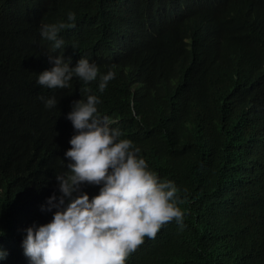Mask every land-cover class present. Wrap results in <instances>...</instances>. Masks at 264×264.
<instances>
[{
	"label": "trees",
	"instance_id": "16d2710c",
	"mask_svg": "<svg viewBox=\"0 0 264 264\" xmlns=\"http://www.w3.org/2000/svg\"><path fill=\"white\" fill-rule=\"evenodd\" d=\"M59 23L75 24L64 49L41 36ZM61 52L96 80L40 86ZM89 95L184 212L125 264H264V0H0V264H31L25 230L53 218L41 206L69 171L66 116ZM81 187L91 201L101 185Z\"/></svg>",
	"mask_w": 264,
	"mask_h": 264
},
{
	"label": "clouds",
	"instance_id": "9594fccd",
	"mask_svg": "<svg viewBox=\"0 0 264 264\" xmlns=\"http://www.w3.org/2000/svg\"><path fill=\"white\" fill-rule=\"evenodd\" d=\"M68 14V21H75ZM74 23L43 24L41 36L53 41L54 49H64L58 33ZM74 47V45H73ZM48 55L53 66L39 74L37 83L48 89H67L75 77L84 82L96 80L98 68L86 58L70 67L71 57ZM115 73L101 77L102 93ZM55 97L46 107L57 106ZM100 101L89 95L86 102L73 101L67 114L77 134L64 155L68 174L56 176L55 192L41 206L53 218L43 225L28 227L23 240L24 254L31 264H125L128 256L144 242L154 239L160 228L172 220L182 223L184 212L177 206L178 189L172 181L160 182L138 157L139 149L111 126L107 117L96 115ZM111 169V171H109ZM101 185L91 201L82 191L84 183ZM7 253H0V259Z\"/></svg>",
	"mask_w": 264,
	"mask_h": 264
}]
</instances>
